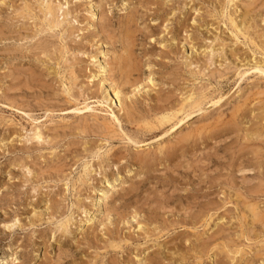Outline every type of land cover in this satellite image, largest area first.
Returning a JSON list of instances; mask_svg holds the SVG:
<instances>
[{
    "label": "rangeland",
    "instance_id": "rangeland-1",
    "mask_svg": "<svg viewBox=\"0 0 264 264\" xmlns=\"http://www.w3.org/2000/svg\"><path fill=\"white\" fill-rule=\"evenodd\" d=\"M248 1L0 0V264H263L264 49L228 21Z\"/></svg>",
    "mask_w": 264,
    "mask_h": 264
},
{
    "label": "bare ground",
    "instance_id": "bare-ground-1",
    "mask_svg": "<svg viewBox=\"0 0 264 264\" xmlns=\"http://www.w3.org/2000/svg\"><path fill=\"white\" fill-rule=\"evenodd\" d=\"M36 1V0H35ZM232 0H227V2H231ZM257 0H249L245 5H243V7H244V12H243V15H242V17H241V19L238 21V22H236L235 21V19H233L232 18V16L231 17H229L228 18V21H229V23H230V25L232 26V27H234V28H236V30L240 33V34H242L243 35V37L245 38L244 40H246V39H249L253 44H255V45H257V46H259V48L260 49H264V32L263 33H259V34H253V35H251L250 34V32H249V28H250V26H251V24L250 23H248V21H249V19H250V17H251V11L252 10H250V9H252L253 7H251L255 2H256ZM46 2V1H45ZM261 2H263V1H261ZM44 3V2H43ZM213 3V2H212ZM37 4V3H36ZM219 4H221V3H219ZM225 5V4H224ZM220 6V5H219ZM214 7V6H213ZM251 7V8H250ZM235 8H237V7H235ZM38 9H39V11L42 13V16H43V18H44V20L46 21L45 22V25L49 28V29H52V28H54V27H57V26H59V25H57V22L55 21V19L53 18V16L55 15V8L54 7H52L51 5H49V4H45V5H43L42 7L40 6V5H38ZM222 9V8H221ZM228 9V8H227ZM24 10H26V12L30 15V17H32L31 15H33L32 14V8L29 6V5H27V6H25L24 7ZM40 14V13H39ZM231 14V13H230ZM46 15H48L49 17L48 18H46ZM42 20V19H41ZM43 21V20H42ZM65 21V20H64ZM250 22V21H249ZM67 23V22H66ZM251 23H252V21H251ZM44 24V23H43ZM250 24V25H249ZM193 25V24H192ZM195 26H196V24H195ZM42 27V26H41ZM70 28V27H69ZM39 29V28H38ZM41 29V28H40ZM44 29V28H43ZM45 29H47V28H45ZM44 29V30H45ZM61 31V30H60ZM213 31V30H212ZM226 31V30H225ZM70 32V31H69ZM251 32H252V30H251ZM38 33V32H37ZM44 33V32H43ZM68 33V32H67ZM124 33V32H123ZM49 34V33H48ZM48 34H46V35H48ZM51 34V33H50ZM63 34V33H62ZM210 34V33H209ZM42 35V34H41ZM40 35V36H41ZM64 35V34H63ZM31 36V35H30ZM68 36V35H67ZM70 36V35H69ZM233 36H235V35H233ZM47 37V36H46ZM110 37V36H109ZM230 37V36H229ZM53 38V37H52ZM209 38V37H208ZM228 38V37H227ZM237 38V37H236ZM259 39L258 41H256V39ZM64 39V38H63ZM62 39V40H63ZM67 39V38H66ZM44 40V39H43ZM46 40V39H45ZM56 40V39H55ZM237 40V39H236ZM60 41V40H59ZM228 44V43H227ZM210 45V44H209ZM254 45V46H255ZM55 46V45H54ZM191 46V45H190ZM246 46V45H245ZM251 46V45H250ZM43 48V47H42ZM243 48V47H242ZM258 48V47H257ZM224 49V48H223ZM210 50H215V48L213 49V47L210 49ZM245 50V49H244ZM264 51V50H263ZM238 55V54H237ZM66 56V55H65ZM57 57V56H56ZM229 57H231V56H229ZM55 58V57H54ZM67 58V57H66ZM64 59V58H63ZM209 59V58H208ZM59 60V59H58ZM192 60V59H191ZM232 60V59H231ZM250 63H251V61H250ZM220 64V63H219ZM231 64V63H230ZM103 65V64H102ZM194 65V64H193ZM229 65V64H228ZM64 68V67H63ZM117 68V67H116ZM211 68V67H210ZM250 68L251 69H254V70H257L258 72H263L264 71V69H263V66L261 65V64H259V63H257V61L255 62H253V63H251V65H250ZM203 70V69H202ZM131 71V70H130ZM226 71V70H225ZM233 72V71H232ZM256 72V71H255ZM133 74V73H132ZM63 77V76H62ZM182 78V77H181ZM248 79V78H247ZM197 81V80H196ZM72 82V81H71ZM74 83V82H73ZM150 83V82H149ZM223 84V83H222ZM65 86V85H64ZM75 86V85H74ZM200 87V86H199ZM205 87V86H204ZM204 89V88H203ZM202 90V89H201ZM69 92V91H68ZM70 93V92H69ZM191 93V92H190ZM193 93V92H192ZM115 95H117V92H115ZM214 95V94H213ZM189 96V97H188ZM184 100L185 101H188L189 99H191V96L190 95H188ZM203 96V95H202ZM199 97V96H198ZM218 100V99H217ZM184 101V102H185ZM191 101V100H190ZM221 101V100H220ZM195 102V101H194ZM208 102V101H207ZM186 103V102H185ZM190 103V102H189ZM188 104V103H187ZM193 104V103H192ZM257 104L259 105V106H257ZM257 104H255L256 106H254L250 111L251 112H254L255 110L258 112V114L257 115H255V117H256V120L257 121H255V126L254 127H252V128H249L250 130H246V132H245V134H244V137H245V139L247 140V141H253L254 139H257V138H259V137H263L264 138V100H259L258 101V103ZM179 105V104H178ZM195 106H197V103H195ZM200 106V105H199ZM189 106H187L186 108H188ZM192 107V106H191ZM183 108H184V106H183ZM197 108V107H196ZM179 110V109H178ZM189 110H191V109H189ZM158 111V110H157ZM183 111V110H182ZM181 111V112H182ZM188 111V110H187ZM248 111V110H247ZM180 112V111H179ZM186 112V111H185ZM151 113V112H150ZM190 113V112H189ZM192 113H193V111H192ZM231 113V112H230ZM233 113V112H232ZM246 113V112H245ZM183 114V113H182ZM175 115V114H174ZM189 116V115H188ZM224 116V115H223ZM241 116V115H240ZM253 116V115H252ZM165 117V116H164ZM166 117H167V115H166ZM165 117V120H168V117L166 118ZM184 117V116H183ZM170 118V117H169ZM173 118V117H172ZM172 118H171V120H172ZM179 118V117H178ZM158 119H164V118H159L158 117ZM180 119V118H179ZM231 119V118H230ZM164 120V121H165ZM133 121V120H132ZM156 121H157V119H156ZM160 121H162V120H160ZM180 121V120H179ZM219 121V120H218ZM233 121V120H232ZM240 121V120H239ZM169 122V121H168ZM178 122V121H177ZM105 123H106V121H105ZM163 123V122H162ZM176 123V122H175ZM214 123V122H213ZM241 123V122H240ZM164 124V123H163ZM168 124V123H167ZM234 124V123H233ZM139 125V124H138ZM159 125V124H158ZM197 125V124H196ZM238 125V124H237ZM98 126V125H97ZM172 126V125H171ZM251 126V125H250ZM249 127V126H248ZM148 128H150L151 129V127H148ZM227 128V127H226ZM98 129V128H97ZM103 129V128H102ZM108 129V128H107ZM215 129V128H214ZM242 129V128H241ZM111 130H112V128H111ZM99 131V130H98ZM191 131V130H190ZM193 131V130H192ZM205 131V130H204ZM219 131V130H218ZM139 132V131H138ZM104 133V132H103ZM110 133H112L111 131H110ZM163 133V132H162ZM196 133V132H195ZM203 133V132H202ZM84 134H85V132H84ZM101 134V133H100ZM187 134V133H186ZM237 134V133H236ZM116 135V134H115ZM185 135V134H184ZM188 135V134H187ZM189 136V135H188ZM192 136V135H191ZM203 136V135H202ZM225 136V135H224ZM131 137V136H130ZM181 137V136H180ZM183 137V136H182ZM33 138H35V139H39V138H41V134H40V132L39 131H34L33 132ZM115 138V137H114ZM122 138V137H121ZM189 138H190V136H189ZM228 138V137H227ZM42 139V138H41ZM185 138H183V140H184ZM221 139V138H220ZM114 140V139H113ZM117 140V139H116ZM131 140V139H130ZM182 140V141H183ZM37 141V140H36ZM197 141V140H196ZM217 141V140H216ZM195 142V141H194ZM206 142V141H205ZM222 142V141H221ZM235 142V141H234ZM195 143H197V142H195ZM237 144V143H236ZM243 144H245V143H243ZM173 145V144H172ZM185 145V144H184ZM253 145V144H252ZM163 146V145H162ZM255 146V145H254ZM165 149H167V147H165ZM234 149V148H233ZM108 150V149H107ZM257 150V149H256ZM97 151V150H96ZM230 151V150H229ZM228 151V152H229ZM105 152V151H104ZM167 152V151H166ZM251 152V151H250ZM259 152V151H258ZM163 153V152H162ZM98 154V153H97ZM193 155V154H192ZM236 155V154H235ZM150 156V155H149ZM154 156V155H153ZM194 156V155H193ZM88 157V156H87ZM93 157V156H92ZM197 157V156H196ZM229 158V157H228ZM240 159V158H239ZM243 159V158H242ZM193 160V159H192ZM191 160V161H192ZM194 163V162H193ZM236 163V162H235ZM209 164V163H208ZM90 165V164H89ZM179 165V164H178ZM184 166V165H183ZM195 166V165H194ZM172 168V167H171ZM185 168H187V167H185ZM200 168V167H199ZM184 169V168H183ZM188 169V168H187ZM30 170V169H29ZM227 170V169H226ZM39 171V170H38ZM168 171V170H167ZM252 171V170H251ZM170 172H172V171H170ZM190 172V171H189ZM228 172V171H227ZM175 173V172H174ZM227 174V173H226ZM264 175V174H263ZM193 176V175H192ZM84 178V177H83ZM91 178V177H90ZM170 178V177H169ZM190 179V178H189ZM174 180V179H173ZM198 180V179H197ZM193 181V180H192ZM225 181V180H224ZM190 183V182H189ZM198 183V182H197ZM201 184V183H200ZM207 184V183H206ZM240 184V183H239ZM244 184V183H243ZM204 185V184H203ZM68 186V185H67ZM209 186V185H208ZM211 187V186H210ZM71 188H73V187H71ZM254 188V187H253ZM259 188V187H258ZM194 189V188H193ZM252 189V188H251ZM257 189V188H256ZM78 190V189H77ZM196 190V189H195ZM253 190V189H252ZM263 190V189H262ZM264 191V190H263ZM78 192V191H77ZM256 193H258V192H256ZM255 193V194H256ZM129 194V193H128ZM259 194V193H258ZM166 197V196H165ZM252 197V196H251ZM209 198V197H208ZM76 199V198H75ZM228 199V198H227ZM207 201H209V200H207ZM210 202V201H209ZM163 203V202H162ZM203 203V202H202ZM255 203V202H254ZM79 204V203H78ZM155 205V204H154ZM168 205V204H167ZM191 205V204H190ZM189 205V206H190ZM205 206V205H204ZM244 206H245V204H244ZM208 208H209V206H208ZM81 209V208H80ZM185 210V209H184ZM191 210V209H190ZM209 210V209H208ZM217 210V209H216ZM186 212V211H185ZM249 212H251V214H252V221L253 220H258V216H259V210H258V204H255L254 206H252L251 208H250V211ZM203 213V212H202ZM136 214V213H135ZM204 214H205V212H204ZM228 214V213H227ZM202 215V214H201ZM38 216V215H37ZM64 216V215H63ZM200 217V216H199ZM202 217V216H201ZM200 217V218H201ZM199 218V219H200ZM17 220V219H16ZM15 220V221H16ZM197 220V219H196ZM199 221V220H198ZM246 221V220H245ZM259 221H261V220H259ZM162 222V221H161ZM166 222V221H165ZM188 222V221H187ZM125 223V222H124ZM197 223V222H196ZM195 223V224H196ZM90 224V223H89ZM208 224H209V222H208ZM139 226V225H138ZM171 226V225H170ZM137 227V226H136ZM157 230V229H156ZM204 230V229H203ZM212 230V229H211ZM176 232V231H175ZM219 232V231H218ZM205 234V233H204ZM51 237V236H50ZM198 237H199V235H198ZM216 237V236H215ZM168 238V237H167ZM197 239V238H196ZM205 239H206V237H205ZM204 239V240H205ZM208 241H209V239H207ZM197 241V240H196ZM202 241V240H201ZM206 241V240H205ZM222 241V240H221ZM197 243V242H196ZM203 243V242H202ZM218 243V242H217ZM193 245V244H192ZM205 245V244H204ZM228 245V244H227ZM108 246H109V244H108ZM166 246V245H165ZM224 246V245H223ZM193 247V246H192ZM220 247V246H219ZM234 247V246H233ZM199 248V247H198ZM218 248V247H217ZM246 248V247H245ZM254 248V247H253ZM219 249V248H218ZM221 249V248H220ZM219 249V250H220ZM221 251V250H220ZM222 251H223V249H222ZM215 252V251H214ZM213 252V253H214ZM232 254H233V257L232 258H234L235 259V262H234V264H249L248 262H247V260H244L243 261V256H244V252H243V250L241 249V248H235V249H233L232 251H230ZM145 253V252H144ZM217 255V254H216ZM234 255H235V257H234ZM236 255H237V257H236ZM248 255V254H247ZM256 255V254H255ZM220 256V255H219ZM260 256V255H259ZM213 257V256H212ZM199 259V258H198ZM234 259H232V260H234ZM247 259V258H246ZM139 260V259H138ZM197 260V259H196ZM229 261V260H228ZM177 262V261H176ZM263 264H264V260H263Z\"/></svg>",
    "mask_w": 264,
    "mask_h": 264
},
{
    "label": "snow or ice",
    "instance_id": "snow-or-ice-1",
    "mask_svg": "<svg viewBox=\"0 0 264 264\" xmlns=\"http://www.w3.org/2000/svg\"><path fill=\"white\" fill-rule=\"evenodd\" d=\"M161 46H163V45H161ZM261 75H264V72H261ZM128 143H129V144H131V143H132V141H131V140H129V141H128ZM121 163H123V161H121Z\"/></svg>",
    "mask_w": 264,
    "mask_h": 264
}]
</instances>
